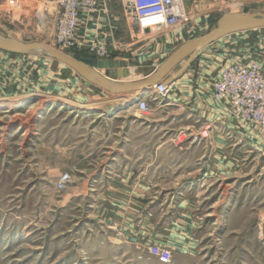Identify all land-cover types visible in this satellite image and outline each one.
Returning a JSON list of instances; mask_svg holds the SVG:
<instances>
[{
	"label": "rangeland",
	"instance_id": "374dc122",
	"mask_svg": "<svg viewBox=\"0 0 264 264\" xmlns=\"http://www.w3.org/2000/svg\"><path fill=\"white\" fill-rule=\"evenodd\" d=\"M252 2L183 0L187 22L161 32L187 29L197 38L225 14H252ZM106 3L110 15L117 14L119 25L127 26L132 33L126 40H116L114 52L125 53L127 48L132 50L148 42V37L129 24L121 0ZM53 4L55 0H0V30L5 33L0 37L60 51L54 44ZM262 51L259 48L258 56L264 60ZM63 53L75 58L72 53L77 52ZM85 54L81 57L91 58ZM260 59L253 62L264 74ZM159 63L154 62V66ZM214 64L212 61L202 70L198 67L197 79L185 89L184 94L192 95L184 97L185 107L195 109L190 117H179L181 113L174 108L157 111L155 103L148 102L146 114L130 105V111L100 114L97 119L99 114L89 111L99 106L79 111L67 102L91 105L109 101L75 71L43 53L16 55L0 51V95L34 92L42 96L10 113L0 110V264H264V140L253 125L231 117L230 111L227 119L239 124H224L227 128H223L216 124L218 115L208 102L203 101L201 108L195 101L194 94L204 100L207 91L213 93V84L228 67L217 68ZM147 67L151 65L141 71ZM171 94L183 100L174 89ZM211 102L223 101L212 96ZM172 117L175 119L170 120ZM107 136L109 156L113 153L111 157L117 161L121 154L128 155L124 163L134 170L138 154L146 156L145 162L140 161L142 166L145 163L146 180L152 185L157 183L155 190L145 194L147 219L153 220L145 234L133 235L113 215L109 216L108 227L101 224L106 204L125 203L123 199L117 201L119 193L105 191L104 179L96 193L77 192L94 169L89 171L88 167L86 176H79L75 150L88 154L97 148L93 158L100 164ZM203 138L209 141L202 146ZM155 152H161L162 166H167L160 177L153 173ZM199 152L224 153L227 164L233 157L230 154H237L238 167L227 166L221 175L211 168L210 179L203 186L201 178L198 182L183 174L181 188L176 191L177 165L186 171L185 166H191ZM170 155L178 159H169ZM62 174H69L70 182L58 191L55 185ZM100 179L92 177L90 184L96 185ZM176 223L188 237L184 253H176L170 245L174 239L169 232ZM159 225L160 232L154 229ZM152 247L159 251L152 252Z\"/></svg>",
	"mask_w": 264,
	"mask_h": 264
},
{
	"label": "crops",
	"instance_id": "0c3cea01",
	"mask_svg": "<svg viewBox=\"0 0 264 264\" xmlns=\"http://www.w3.org/2000/svg\"><path fill=\"white\" fill-rule=\"evenodd\" d=\"M182 1L183 10L185 11V6ZM189 1V0H186ZM191 1V0H190ZM192 3H194L192 1ZM252 12H262L264 10V0H253L252 2ZM53 9L55 12V18H56V6L53 4ZM186 13V12H185ZM252 13V14H253ZM110 15V11H109ZM122 15V14H121ZM123 18V16H122ZM119 18L117 14H111L109 19V24H107L105 21H101L97 24L95 20H82L81 25L79 27V32L82 34L85 30L89 33H92L96 28H99L102 33H109V45L113 48L111 50V58L109 60L117 61L119 63V70H127L128 71V77L127 78H116L115 80H112L111 82H114L115 84L119 85H127L131 83H137L145 80L147 76L155 69L159 68L161 64L173 53L175 52L180 46L183 44L195 39L191 36L190 30L187 29H177L172 30L168 32H158L156 34H149L148 30H145L142 35L145 37H148V42H143V44L139 45L137 48H133L130 50V48L127 52H121L117 53L114 52V48L116 46V40L120 39H128L131 36L130 29L125 25H119L118 22ZM264 29H257L252 30L248 32L243 33H237L233 34L227 37H224L217 42L205 47L203 50L199 52L197 57L194 59L192 64L185 70L181 76H179L175 82L172 85V90L174 89L175 92H177V96L181 97L183 100L174 99L168 94L165 99L162 100H155L154 92L151 89V94L149 95L148 102H154L155 103V110L164 112L169 110L170 108H174L177 111H179L181 114H179V117H190L192 112H195V109L192 107L191 109H187L185 106L186 103H184L186 100L184 97L186 96H192L191 93H185V89L188 86L189 83L192 82V80L197 79V76L199 75V68L202 70L206 67V65L210 66L212 61H215V66H219V68L230 66L234 64H241L242 62L244 64H250L254 60L257 61V59H260L258 56L259 48L263 49L264 51V35L263 32ZM52 32V30H51ZM52 35V33H51ZM202 36V35H201ZM200 37V36H199ZM198 38V37H197ZM145 41V40H144ZM261 44V45H260ZM113 45V46H112ZM128 46V45H127ZM2 51V50H0ZM113 51V52H112ZM123 51V50H122ZM132 51V52H131ZM262 51V52H263ZM6 52V51H4ZM14 54V53H13ZM18 55V54H16ZM264 55V54H263ZM262 57V55H261ZM261 61L263 59H260ZM159 61V65L154 66V62ZM185 62V59L180 61L178 64H176L173 68H171L162 78L160 82H164L166 79L172 77L174 74H176L181 67L183 66ZM262 64L264 66V60L262 61ZM151 68L146 71H141L144 66H150ZM199 67V68H198ZM198 68V69H197ZM137 74V72H139ZM115 72H117L115 70ZM120 74V71H118ZM136 72V73H135ZM98 74L101 76H104V71H97ZM219 74V73H218ZM217 77V76H216ZM84 79V78H83ZM209 79V78H208ZM88 82L87 80H85ZM90 83V82H89ZM91 84V83H90ZM93 85V84H91ZM95 86V85H93ZM101 91L102 97L105 99H109V101L104 103H92L91 105H83L89 108L91 107H97V109H92L89 112L96 111L97 114L101 112V114L110 115L107 114L108 110H111L113 113L119 111V110H125L130 111L129 106H123L125 101H132L134 98L137 97V93L133 92H125V91H109V96L106 95V92L102 90L101 88L95 86ZM149 89V90H150ZM171 91V90H170ZM170 93V92H169ZM212 90L207 91L204 94V100L199 97L200 94H194L195 101L199 102V105L201 108L205 105L204 102H208V106L212 108V111L215 112L218 115V120L216 124H222L223 128H227L224 126V124H239L238 121L231 122L227 115L229 112L228 105L225 102L220 103H213L212 100ZM41 95H38L36 93H18L17 95L13 97H6L3 95H0V110H3L1 112L3 113H10L11 111H14L15 109H18L21 107L26 101H37ZM46 97V96H43ZM54 98V97H52ZM58 99L59 97H55ZM28 99V100H27ZM120 99V100H119ZM123 100V101H121ZM114 101V102H113ZM204 101V102H203ZM118 103V104H115ZM49 104V103H48ZM123 104V105H122ZM105 106V109L103 107ZM102 106V107H101ZM47 107H51V104H49ZM210 107H208V110H210ZM202 110V109H201ZM80 111V110H79ZM198 111V110H197ZM111 112V113H112ZM100 115V114H99ZM96 118V117H95ZM99 119V118H97ZM175 118H171L170 120H173ZM187 119V118H186ZM181 122V121H180ZM209 139H204L203 142L201 141V145L208 144ZM240 142V141H239ZM81 143V141L79 142ZM105 149L102 150V155L104 156L103 162L100 164H97V159L93 158L94 153L97 152V148L94 150L90 149V152L88 154H84L80 151V153H77L75 150V156L77 157V163L75 167V171L79 176H86V170L88 167H91L89 171L94 169L93 172H90L89 176H87L86 181L83 182L78 188L77 192H89V193H96L99 190H97L99 183L103 182V179L105 180V191L108 193L117 192L120 195H118L117 201H123L124 204L116 202L117 204H114L113 202H109V204H106V208H103V217L101 220V224L104 227L109 226V216L113 215L114 217H117L120 219L121 223L125 225V228H128L130 231H132L133 235L136 234H145L146 227L149 226L151 228V222L148 220V215L146 214V198L145 194L147 191L151 192L155 190L157 187V183L155 181L154 185L152 183H149V181L146 180L147 174H146V167L144 166L145 163H143V166L141 165L140 161H146V156L143 155V158L140 157V154H138L137 161V169L134 170L130 168L128 163H124L125 161L129 160L128 155L121 154L119 160H115L113 153H110L109 156V137L107 136L105 139ZM96 151V152H95ZM190 155L193 156V153ZM162 154L160 153H154V161L155 163L153 167V173L157 175V177H160V174H163V170L165 171V168H167L166 165L162 166L161 163L163 158L161 157ZM170 155L169 159H171ZM196 159H193V164L191 166H185L186 171L183 172L182 165L179 164L176 167V172L174 176L178 177L179 179L176 180V183L174 184L176 188V191H178L182 184V176L183 174H186L189 177L196 178L199 182L201 178V186L204 185V181L207 179H210V173L209 171L212 169H216L219 174H223L225 172V168L231 167L233 165V168L236 169L238 165H236L237 154H230L231 157L229 160V163L227 164L226 161V154L224 153H203L199 152L197 153ZM178 159V156H172V158ZM109 161H112L113 164L110 165ZM116 162V163H114ZM120 162V163H119ZM122 162V163H121ZM93 163V164H92ZM161 163V164H160ZM171 168V167H170ZM174 173V172H173ZM100 176V181L96 182V185L90 184V181L92 177ZM235 177V176H234ZM162 182V181H157ZM148 183V184H147ZM103 185L101 186L104 187ZM186 186V185H184ZM187 189L185 191H189V187H186ZM161 191L162 188H160ZM172 190V189H169ZM167 190V191H169ZM175 190V189H174ZM108 193V194H109ZM121 193L125 194L127 198H122L125 196H122ZM110 199V198H109ZM149 203V202H148ZM181 203V202H180ZM179 203V204H180ZM92 207V206H91ZM95 209V208H91ZM98 212V211H96ZM131 219V220H130ZM133 225V226H132ZM182 225V224H181ZM172 228L170 230V236L174 239V243H171V247L176 253H184L187 252L189 241L188 237L184 233V229L181 228L180 224H172ZM154 229L158 230V232L162 231L161 226L154 227ZM153 234V233H152Z\"/></svg>",
	"mask_w": 264,
	"mask_h": 264
},
{
	"label": "built area",
	"instance_id": "2783aa9c",
	"mask_svg": "<svg viewBox=\"0 0 264 264\" xmlns=\"http://www.w3.org/2000/svg\"><path fill=\"white\" fill-rule=\"evenodd\" d=\"M121 5L129 24L141 34L145 30L151 35L156 34L187 22L181 0H121ZM55 6L54 44L60 51L82 52L101 61L111 58L109 33H102L99 28L92 33L79 32L82 20L109 24L106 0H55ZM171 88L172 85L165 86L162 82L155 84L152 87L155 100L165 99ZM212 88L213 98L228 105L230 116L253 125L264 140V74L261 66L252 62L225 67ZM147 103L148 100H138L137 111L141 114L149 112ZM69 182V174H62L55 187L62 191ZM158 251L157 247H152V252Z\"/></svg>",
	"mask_w": 264,
	"mask_h": 264
},
{
	"label": "water",
	"instance_id": "95a60500",
	"mask_svg": "<svg viewBox=\"0 0 264 264\" xmlns=\"http://www.w3.org/2000/svg\"><path fill=\"white\" fill-rule=\"evenodd\" d=\"M257 29H264V13L225 14L216 21L215 25L207 33L180 46L161 64L159 68L153 70L145 80L127 85H119L111 82L116 78L125 79L128 77L127 70H119V63L117 61H101L93 58L75 59L66 53L42 44H22L1 37L0 50L18 55L43 53L72 69L91 84L101 88L108 96L109 91L117 90L137 93L139 96L155 84H158L163 76L180 61L185 59L181 69L172 77L162 82L163 85H173L175 80L185 72L199 52L205 47L224 37ZM0 33L5 36V33L2 30H0ZM102 70L104 71V76L97 73V71ZM115 70L120 71V74L119 72H115Z\"/></svg>",
	"mask_w": 264,
	"mask_h": 264
},
{
	"label": "bare ground",
	"instance_id": "6f19581e",
	"mask_svg": "<svg viewBox=\"0 0 264 264\" xmlns=\"http://www.w3.org/2000/svg\"><path fill=\"white\" fill-rule=\"evenodd\" d=\"M181 4H182V1H181ZM234 5H236V7H237V5H238V3H235ZM118 72V71H117ZM153 91V90H152ZM151 89L150 90H147L146 92H144L143 94H141V95H137V97L136 98H134L132 101H125V104L123 105V106H130V105H132V106H136V103H137V101L138 100H144V101H147L148 100V98H149V95L148 94H151ZM120 100V99H119ZM121 101H123V100H121ZM68 102V104L69 105H71V107H72V109H76V110H79L80 108H83L84 109V107H86V106H83V105H80V104H77V103H74V102H70V101H67ZM114 102V101H113ZM112 111L111 110H108L107 111V114H114L113 112L111 113ZM91 113H94V111H92ZM97 114V113H96ZM99 114H101V112L99 113ZM103 114H105V113H103ZM102 114V115H103ZM102 115H97V117L96 118H100Z\"/></svg>",
	"mask_w": 264,
	"mask_h": 264
},
{
	"label": "trees",
	"instance_id": "16d2710c",
	"mask_svg": "<svg viewBox=\"0 0 264 264\" xmlns=\"http://www.w3.org/2000/svg\"><path fill=\"white\" fill-rule=\"evenodd\" d=\"M73 54V56L76 58V59H80V58H82L81 57V55L82 54H85V53H72ZM86 55V54H85Z\"/></svg>",
	"mask_w": 264,
	"mask_h": 264
}]
</instances>
